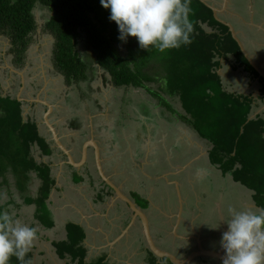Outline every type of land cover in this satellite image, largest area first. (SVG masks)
<instances>
[{"label": "trees", "instance_id": "16d2710c", "mask_svg": "<svg viewBox=\"0 0 264 264\" xmlns=\"http://www.w3.org/2000/svg\"><path fill=\"white\" fill-rule=\"evenodd\" d=\"M191 6L194 13L191 19L196 21L192 43L168 50L160 58L164 66L161 74L168 80L166 91L168 95L179 96L186 111L182 117L212 145L209 153L212 162L254 190L255 198L264 203V119L248 120L252 98L228 92L218 73L221 59L227 60L229 54L241 65H251L229 28L214 17L211 8L201 0H192ZM36 7L49 12L43 30L56 39L54 64L68 85L85 82L91 88L96 76L94 63L108 72L118 87H144L145 82L153 81L145 67L151 64V58L160 57V52L150 49L149 55L153 56L150 58L147 51L142 55L139 47L137 53L142 59L137 64L126 61L117 46L118 26L110 21V10L103 8L100 0H0V35L10 37L19 68L24 64V54L37 28ZM82 42L95 53L96 60L81 56ZM71 95L69 92L67 97L71 99ZM91 99L96 109L101 110L99 101ZM71 126L83 127L79 121L71 122ZM35 143L44 153L51 151L46 138L39 133L37 122L31 117L24 118L23 102L12 95H3L0 79V185L8 183L7 173H13L20 185L19 192H27L31 173L37 172L43 181L38 196H28L26 202L37 205L36 218L50 228L54 220L46 201L54 179L50 166L35 160L32 152ZM2 205L0 210L5 209ZM67 231V239L56 243L60 257L69 255L78 264H108L104 258L85 260L82 243L85 236L79 224L69 223ZM25 260L33 264L32 251ZM10 264L20 262L13 257Z\"/></svg>", "mask_w": 264, "mask_h": 264}, {"label": "crops", "instance_id": "0c3cea01", "mask_svg": "<svg viewBox=\"0 0 264 264\" xmlns=\"http://www.w3.org/2000/svg\"><path fill=\"white\" fill-rule=\"evenodd\" d=\"M209 2L220 7L222 14L228 12V14L232 13V15H236L231 10L232 0H209ZM229 65L228 59H221V68L218 72L222 80H224L223 71L225 72V66L228 67ZM94 67L96 73L99 74V76H95V79L104 78L108 80L105 76L106 71L100 65L94 63ZM99 69L103 73L102 77L100 76L101 72H98ZM223 84L225 86L226 82L223 81ZM102 85L99 83V90L103 87ZM6 87L8 88V85L3 88ZM142 88L145 89V87ZM41 98L53 104V99L49 94ZM93 99L98 100L100 104L109 101L108 97L104 95L93 97ZM168 99H171L173 106L179 112L181 111L180 114H185L186 111L182 106L179 96L169 94ZM123 100L125 104L132 102L130 116L135 122L137 121L136 127H132L133 125L130 123H121L122 128H112L108 134L104 130H100V127L96 128L93 121L94 116L111 115L108 108L105 107L101 110L91 111L89 117L90 124L87 126L89 131L84 127L74 128L70 123L67 126L58 125L51 118L64 145L72 149L74 159L76 161L83 160L80 165L71 164L66 158V153L54 146L51 140L52 132L50 129L47 135L42 132L41 126L43 125H41L38 117L33 113L34 107L27 109L26 114L29 112L27 119L31 117L37 120L40 135L45 137L46 141L50 143V152L44 153L38 143L33 145L32 152L38 163H46L50 166L51 177L54 179V185L46 201L54 220V225L46 228L36 218L37 206L34 203H26L28 196H37L39 188L42 185L43 181L37 172L31 173L32 178L28 187L29 194L25 196L17 194V196H14L8 190L6 194L2 195L4 199L2 200V204L6 207L4 211H8L15 219H19L27 225H30L32 222L36 224L39 234L30 250L33 253L35 264H38V260L46 261L47 263H56L59 260L61 262L65 261L63 264H78V261L73 262L69 255H66L64 258L60 257L56 247L57 242L67 239L69 223L79 224L83 228L85 238L82 243L86 250L85 260L87 262L104 258L108 264H145L143 257L140 256L142 242L132 239L137 221L131 222L127 205L120 202L119 199L121 198L117 199L109 188L101 185L100 177L103 176H101L100 170L97 167L93 145H89L87 157H83V144L90 138H94L100 144L102 167L109 178L118 184L124 194L129 197L130 193H138L140 194L137 195L139 198L146 197L148 199L147 201L150 203V209L148 210L150 225L157 220L156 218L161 219L164 217L168 224L166 226L167 229L171 232L170 229L175 228L178 241L183 240L184 236H186L180 233L179 222L176 223L174 221V218L179 216L177 214L178 211L174 207L175 204L172 203V194L175 190V193L177 192L180 195L182 181H187V179L188 181H193L203 178L209 173V168H199V173L190 169L188 175H185V168H180L182 166L181 163L175 160L173 146L182 145L184 147L195 148L197 151L195 154H199L196 157L197 159L209 154L210 148L208 147V143L199 136L192 125V129L187 127L186 123H189L181 120L182 115L172 117L168 111H165L164 106L158 107L156 103L149 106L148 101L145 100L138 103L141 107L140 109H135L137 105L134 103L133 92L130 93L127 99L123 98ZM38 103L47 108L44 103L39 101ZM53 105L55 109V104ZM147 106L148 108L146 109ZM157 107L161 108L160 110L158 109V113L155 110ZM165 113L169 114L168 117H164L163 114ZM182 122H185V124H182ZM117 129L121 135L118 138L119 140L122 138L123 143L118 141L113 135V131ZM152 130H155L156 135H153ZM140 139L141 141L143 139V141H147L145 147L141 148V157L139 156ZM157 158L165 163L163 169L156 168ZM190 165L191 163L188 164V167ZM218 210L221 217H225V214L223 215V211L225 213V210L222 207V202L218 203ZM28 214H31L29 218L26 217ZM224 227L227 228V225H224ZM166 232L169 233L168 231ZM199 233L201 235L202 230ZM192 234L193 237L198 235V230L195 227ZM154 235L158 236L156 233ZM200 243H202L201 239ZM172 248L171 251L175 254H182V247L180 248L173 244ZM201 260L203 261V259Z\"/></svg>", "mask_w": 264, "mask_h": 264}, {"label": "flooded vegetation", "instance_id": "af4514ba", "mask_svg": "<svg viewBox=\"0 0 264 264\" xmlns=\"http://www.w3.org/2000/svg\"><path fill=\"white\" fill-rule=\"evenodd\" d=\"M231 10H233V14H236L237 16L232 15V13L228 14L227 12L224 14L220 13V17L227 22H231L234 25V27L238 31L240 39L243 41L246 50L252 56L256 66H254L250 62L249 63L251 66L247 64L241 65L240 63H238V60L234 55L229 54L228 60L230 65L228 67L225 66V75L223 77V81L226 82V85L224 86V88L228 92L234 93L236 95L250 96L253 101L249 117H252V119L261 117L264 119V75L260 71L262 70L264 72V0H232ZM23 86L24 85L22 83L21 88H23ZM9 92L8 94L12 95V93ZM13 97H16L18 99L20 95ZM25 99H27L28 101H22L23 104L28 103V105L32 108H35V106L38 105V101H30L32 98ZM101 105L103 109L104 104ZM136 108L140 109L141 107L138 105ZM254 112L256 114L255 117L252 116V113ZM68 117L69 118L66 119L65 122L62 118H58V120L62 121L59 122L58 125L62 126L64 124L67 126L68 123L71 124V122L79 121L82 123V126L89 131V128L87 126L90 124V120L87 119L84 114L75 111ZM95 119L96 118H94L93 121H95ZM33 120L37 122L36 119ZM39 122L41 123V125L46 127L43 116L39 119ZM47 128L46 130L48 131L49 128ZM109 132H111V130H109ZM51 140L53 141L54 146L58 148L55 144L54 139L52 138V135ZM143 140H139L140 152H142L141 148L143 149V147H145L147 143L146 140ZM207 143L208 147L210 148L208 153H210L212 145L208 141ZM173 152L175 155V160H178V162L182 165L180 168H185V175H188V171H190V169L192 171H197L199 168H205V161L208 162V166L206 168H209V173L200 179H195L193 181H188L187 179V181H182V185L180 188L182 195H179L177 192L175 193L174 190V193L172 194V203L175 204L174 207L176 211H178L177 214L180 217V219L179 217H175L174 221H176V223L179 222V230H181L180 233H183L186 236H184L183 240L178 241L175 233V228L170 229V232L166 227L168 225L166 223V219L164 217H162L161 219L156 218L157 220L153 222V224H151L152 226L150 225V231L157 246L169 252H172L171 248L173 244L180 248L182 247V254L180 253L179 255H177L172 252L180 259H185L190 255V253L198 251L201 245L204 248L224 251L221 245V234L227 230V228L224 227V225H227L224 221H227L230 218L229 210H259L260 208H264L263 203L261 205H258L259 199L257 200L255 198L256 192L250 187L243 184L241 181L236 180L232 173L224 172L222 170L220 172V164L213 163L210 158V154H208L209 158L207 156H202L201 158L195 159V157L199 155L195 154L197 152L196 149L189 148L187 146L184 147L182 145L173 146ZM66 158L68 160L67 155ZM157 159L158 162L156 163V168L163 169L165 167V163H163L159 158ZM189 163H191L190 167H188ZM236 165L240 167L239 164ZM153 168L155 167L153 166ZM8 174L9 173H7V175ZM8 177L9 187L7 189H9V191H11L14 196H17V194L21 196L29 194V190L24 193H20L18 189L16 190V180L13 177V174L10 173ZM1 180L2 178L0 179V181ZM100 182L102 186L109 188L113 192V189L104 181L103 177H100ZM3 187H5V185ZM3 187L1 184L0 192L3 191ZM4 194H6V192ZM137 195L140 194L130 193L129 198L133 200L135 204L139 208L144 210L148 215V210L150 209V203L147 201L148 199L146 197L139 198V196ZM33 198H36V196ZM119 200L120 202L126 204L122 199ZM221 202L222 207L225 210V213L223 211V215L225 214V217L223 218L221 217L220 211L218 210V203ZM127 208L130 214L129 217L131 218L130 221L133 222V216L135 212H133L130 207L127 206ZM135 220L137 221V226L135 227L136 229L134 228L135 230L132 239L142 242L140 256L143 257V262L145 264H177L173 263L167 257H157L149 250L148 238L144 233L145 228L140 216L137 215ZM154 226L156 227V229ZM194 227L198 230V235L193 237L192 233ZM200 230H202L201 235L199 233ZM166 231H168L169 233H167ZM155 233L158 234V236L154 235ZM200 239L202 243H200ZM151 258H153V260H151ZM201 259H203V261ZM192 263L223 264V261L215 257L202 256L196 257L190 263L178 264Z\"/></svg>", "mask_w": 264, "mask_h": 264}, {"label": "rangeland", "instance_id": "374dc122", "mask_svg": "<svg viewBox=\"0 0 264 264\" xmlns=\"http://www.w3.org/2000/svg\"><path fill=\"white\" fill-rule=\"evenodd\" d=\"M35 13L37 18V28L33 32L30 45L26 53L24 54V64L22 65V67L19 68L17 66V63L15 61L17 57L16 53L12 51L10 37H8L7 35H0V79L3 82V87L8 85V88H3L4 96L7 95L10 91L12 93V96L20 95V97H22L23 99L32 98L34 100L38 96L44 97L46 94H49L53 99V104H55V109L51 114V118L56 123L62 122L58 120V116H60V118H62L65 122L66 119L69 118L68 116L72 115V113L75 111L84 114L87 119H90L89 117L91 111L94 112L97 110L94 105V100H92L91 97H100L103 95L107 96L109 101L106 102L109 103L104 102V107L108 108V111L111 113V115L94 116L96 118L94 121V125L96 126V128L100 127V130H104L107 134L110 128H122L121 123H130L133 125L132 127L137 126V121L135 122V120H133V118H131L130 116V108H132V102L125 104L123 100V98L127 99L131 92H133V96L135 98L134 103L137 106L139 102L145 100L148 101L149 106L153 103H156L158 107L164 106V108L166 109L165 111H168V113L172 117H179L183 114H180L181 111L179 112V110L175 108V106H173L171 99H168L169 95L166 91V87H168V80L165 78L164 75L161 74L162 68L164 67L163 62L160 59L162 56L161 52L160 57L156 56L155 58H151L153 56L149 55L150 53L147 51V56L151 58L152 62L151 64L148 63L145 69L149 71V73L153 76V81L145 82L143 85L145 89L141 86H115L111 82L112 77L108 72H105V76L108 80L104 78H96L91 83V88H88L85 82H81L79 85H68L65 81L64 76L57 72V68L54 64V48L56 39L51 33H48L43 30L44 24L46 22V17H48L49 12L47 9L36 7ZM205 27L208 28L207 26ZM86 44V42H82L80 44L79 49L81 56L85 59L91 58L93 60H96L95 53L91 49H89ZM117 46L120 52H122V55L124 56L126 61H129L132 64H137V62L142 59L141 56L137 53L139 45L135 38L129 37L127 42L120 40L119 43H117ZM144 54H146V50H142V55ZM12 69L18 70L19 72H21V74L12 71ZM98 72H101L100 76L103 74L100 69L98 70ZM223 73L225 75L224 71ZM96 76H99V74L96 73ZM22 83H24L23 88H21ZM99 83L103 84V87L100 90L98 89ZM69 92L72 94L71 99L67 97V94H69ZM168 103L171 104V107H168ZM23 107V111H25V108L29 109V107L31 106H29L28 103H24ZM158 107L155 109L157 113L158 109H161ZM147 108L148 106L146 107V109ZM135 109L137 108L135 107ZM45 110L46 108L39 104L36 105V108H34L33 113L35 114V116L38 117V119H40L43 116ZM27 114L26 117H24L26 120L28 116ZM163 115L164 117H168L167 113ZM252 116H256L255 112L252 113ZM181 120L186 121L183 117L181 118ZM182 124H185V122H182ZM186 125L188 128L192 129L190 123H186ZM41 128L44 134H48V131L46 130L47 127L42 126ZM152 133L153 135H156L155 130H152ZM113 135L117 138L118 141L123 143V139L121 138L119 140L118 138V136L121 137L120 133L118 132V129L113 131ZM139 156L141 157V152ZM207 157L209 158V155H207ZM205 163V167H207L208 162L205 161ZM221 170L222 169H219L220 172ZM4 185L5 187H3ZM4 185L2 184L3 191L0 192V204H2V200H4L2 194L9 190L7 189L9 187V183H5ZM19 187L20 185L16 182V190L19 189ZM29 203L33 204V202L28 201V204ZM262 203L263 201L259 199L258 205H261ZM30 215L31 214L25 216L29 218ZM29 226H34L36 228V224L34 222H32ZM151 260H153V258H151ZM32 261L33 264H35L34 260ZM38 261V264H45L46 262H43L41 260ZM64 262L65 261L61 262L57 260L56 263L46 262V264H63Z\"/></svg>", "mask_w": 264, "mask_h": 264}, {"label": "clouds", "instance_id": "9594fccd", "mask_svg": "<svg viewBox=\"0 0 264 264\" xmlns=\"http://www.w3.org/2000/svg\"><path fill=\"white\" fill-rule=\"evenodd\" d=\"M100 4L110 10L118 39L127 42L133 37L142 50L165 53L192 43L196 24L191 19L192 0H100ZM229 211L227 230L221 234L223 264H264V208ZM37 238L34 226L0 210V264H10L13 257L30 264L25 257Z\"/></svg>", "mask_w": 264, "mask_h": 264}, {"label": "water", "instance_id": "95a60500", "mask_svg": "<svg viewBox=\"0 0 264 264\" xmlns=\"http://www.w3.org/2000/svg\"><path fill=\"white\" fill-rule=\"evenodd\" d=\"M201 1L206 6H208L209 8L212 9L214 17L219 22H221L224 25L229 27L233 38L238 42V44L241 47L245 57L248 59V61L250 63H252L254 66H256L252 56L246 50V47H245L243 41L240 39V37L238 35V31L236 30L234 25L231 22H227L220 17V13H221L222 9L220 7L214 5L213 3L209 2V0H201ZM12 71L21 74V72H19L16 69H12ZM260 71L264 75V72L262 70H260ZM18 100L28 101L27 99H25V98L23 99L21 97H18ZM30 101H39L41 103H44V105H46L47 108L43 114V119H44V123H45L46 127H48L52 132V138L54 139L56 146L58 148L62 149V151H64L66 153V155L68 157V161L71 164L80 165L83 160L82 161H76L74 159L72 149H70V148L66 147V145H64V143L62 142V140L59 136L58 130L56 129V127L54 126V124L51 121V114L54 110V105L52 103H50L49 101L41 98L40 96H38L34 100L31 99ZM26 112H27V109L25 108V111H23V116H26ZM251 119H252V117L248 118V120H251ZM89 145H93V147L95 148V157H96L97 165H98L97 167L100 170V173L103 176L104 181L113 189V192L115 193L117 199H119V197H120L126 203V205L128 207H130L133 212H135L136 215L134 214L133 221L136 219L137 215L140 216L142 223H143V226L145 228L144 233L146 234V237L148 238V248L154 255H156L157 257H167L173 263H177V264L178 263H190L196 257H202V256H204V257L205 256L215 257V258L221 259L222 261L224 260V258H225L224 251L210 249V248H204L202 245L200 246L198 251H194V252L190 253V255L185 259H180L174 253L169 252L167 250H163L162 248L157 246V244H156V242H155V240L151 234V231H150V220H149L146 212L144 210H142L141 208H139L133 200H131L129 197H127V195L124 194L122 189L112 179H110L109 176L105 173V171L102 167V163H101V160H102L101 147H100V144L98 143V141H96L94 138H90L89 140L84 142L83 149H82L83 157L84 158L87 157V148L89 147ZM34 262H35V259H34Z\"/></svg>", "mask_w": 264, "mask_h": 264}]
</instances>
